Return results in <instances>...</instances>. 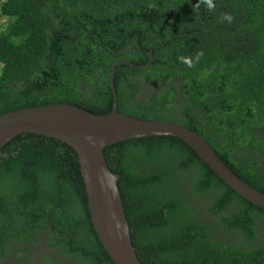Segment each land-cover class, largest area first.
<instances>
[{
	"label": "trees",
	"instance_id": "1",
	"mask_svg": "<svg viewBox=\"0 0 264 264\" xmlns=\"http://www.w3.org/2000/svg\"><path fill=\"white\" fill-rule=\"evenodd\" d=\"M212 3L209 9L203 0H0V116L56 103L108 113L111 67L143 66L152 52L146 68L116 67L118 111L194 131L264 193L248 151L264 155L258 133L264 0ZM138 79L162 84L161 92L140 98ZM103 154L119 176L141 264H264V210L229 188L183 141L132 139ZM257 222L263 242L254 245ZM42 241L58 260L115 264L92 227L77 152L62 140L26 133L0 150V258L11 244L26 259L33 254L28 246ZM48 256L40 264H60Z\"/></svg>",
	"mask_w": 264,
	"mask_h": 264
},
{
	"label": "water",
	"instance_id": "2",
	"mask_svg": "<svg viewBox=\"0 0 264 264\" xmlns=\"http://www.w3.org/2000/svg\"><path fill=\"white\" fill-rule=\"evenodd\" d=\"M136 66L128 61L111 67L112 108L105 114H93L71 104H48L11 111L0 116V150L21 134L53 137L70 144L77 152L85 182L87 204L92 227L115 264H141L132 245L126 219L119 176L110 171L103 150L111 145L145 137H174L189 148L229 188L253 205L264 210V193L240 179L216 151L194 131L170 122L139 119L117 109L114 86L115 69L119 65L143 69L153 61Z\"/></svg>",
	"mask_w": 264,
	"mask_h": 264
},
{
	"label": "flooded vegetation",
	"instance_id": "3",
	"mask_svg": "<svg viewBox=\"0 0 264 264\" xmlns=\"http://www.w3.org/2000/svg\"><path fill=\"white\" fill-rule=\"evenodd\" d=\"M141 83L140 89L137 92V96L141 97H148L151 93L154 95L158 92H161V89L163 87L162 84H153L151 82H148L143 79H138ZM178 99L181 100V102L185 99L182 94L179 92L178 94ZM127 102V101H126ZM128 104H133L132 101L130 100ZM258 133H264V131H258ZM250 154L253 155V157L256 159V163H254V168L257 167L258 173H257V179L254 181L261 189L264 191V155H262L258 150L255 149H249ZM254 229L257 232V235L259 237V240L254 241V245L262 244L263 239L260 237V223L257 222L254 225ZM264 245V242H263ZM11 244H9L6 248V252L8 254L6 256H3L0 258V264H40L41 259L45 255H49L51 259L54 261H58L60 264H73L74 262L71 259H64V258H59V260L56 258L55 255H52L55 253V251L48 246V241H42L41 244L36 245V246H28L30 247V251H33L32 255H29L26 259L20 260L18 256L16 255V252H12Z\"/></svg>",
	"mask_w": 264,
	"mask_h": 264
},
{
	"label": "clouds",
	"instance_id": "4",
	"mask_svg": "<svg viewBox=\"0 0 264 264\" xmlns=\"http://www.w3.org/2000/svg\"><path fill=\"white\" fill-rule=\"evenodd\" d=\"M204 3L207 4L208 8L209 9H212L214 8V4L212 3V0H203ZM223 20H226L228 22H231L232 20V16L230 14H224L223 17H222ZM186 63H191V61H185Z\"/></svg>",
	"mask_w": 264,
	"mask_h": 264
},
{
	"label": "rangeland",
	"instance_id": "5",
	"mask_svg": "<svg viewBox=\"0 0 264 264\" xmlns=\"http://www.w3.org/2000/svg\"><path fill=\"white\" fill-rule=\"evenodd\" d=\"M4 22H5V20L2 19V18H0V27H1V25H2Z\"/></svg>",
	"mask_w": 264,
	"mask_h": 264
},
{
	"label": "bare ground",
	"instance_id": "6",
	"mask_svg": "<svg viewBox=\"0 0 264 264\" xmlns=\"http://www.w3.org/2000/svg\"><path fill=\"white\" fill-rule=\"evenodd\" d=\"M61 140L64 142L66 139L65 137L61 136Z\"/></svg>",
	"mask_w": 264,
	"mask_h": 264
}]
</instances>
